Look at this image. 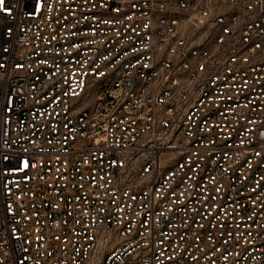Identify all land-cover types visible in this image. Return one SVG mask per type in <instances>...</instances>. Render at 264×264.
I'll list each match as a JSON object with an SVG mask.
<instances>
[{"label": "built area", "instance_id": "1", "mask_svg": "<svg viewBox=\"0 0 264 264\" xmlns=\"http://www.w3.org/2000/svg\"><path fill=\"white\" fill-rule=\"evenodd\" d=\"M0 264H264V0H0Z\"/></svg>", "mask_w": 264, "mask_h": 264}]
</instances>
